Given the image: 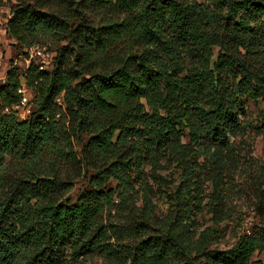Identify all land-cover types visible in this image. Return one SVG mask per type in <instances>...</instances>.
Instances as JSON below:
<instances>
[{
	"label": "trees",
	"instance_id": "1",
	"mask_svg": "<svg viewBox=\"0 0 264 264\" xmlns=\"http://www.w3.org/2000/svg\"><path fill=\"white\" fill-rule=\"evenodd\" d=\"M17 1L6 31L18 45L68 34L72 46L53 70L12 64L0 84L6 106L22 76L34 93L28 120L0 111V264H79L93 252L114 264H248L264 253V223L225 252L190 223L201 168L216 212L223 151L246 102L264 101V0ZM161 154L185 177L162 220L147 198L131 202L135 176ZM66 162L88 179L75 203Z\"/></svg>",
	"mask_w": 264,
	"mask_h": 264
},
{
	"label": "rangeland",
	"instance_id": "2",
	"mask_svg": "<svg viewBox=\"0 0 264 264\" xmlns=\"http://www.w3.org/2000/svg\"><path fill=\"white\" fill-rule=\"evenodd\" d=\"M34 2V0H27ZM19 3L17 0H2L0 9L5 19L12 17V11ZM87 20L98 23L102 17L99 14L87 15ZM78 24V22H75ZM68 35V34H67ZM58 35L49 37L36 45L46 51L53 70L58 50L64 46H72L69 36ZM26 48L18 45L9 34L0 32V77L12 64L22 72L26 67ZM42 60L35 59V62ZM88 140L83 138L84 143ZM188 142V139H184ZM82 146L75 144V152L81 157ZM225 171L222 176V203L216 210L210 203L213 186L209 180V165L201 168L199 191L193 192L198 196L195 206L190 213L191 230L197 239L201 233L210 234V250L225 252L231 250L238 240L247 234V230L264 223V101L246 102L245 117L236 137L231 139V148L224 150ZM160 167L155 169L149 164L143 167V175L135 176L131 202L141 209L146 198L149 206L162 220L170 209V197L175 194L185 180L184 173L168 154L159 155ZM82 163V162H81ZM201 163L203 161L201 160ZM83 165V163H82ZM60 176L69 183L66 199L75 203L78 195L88 188L86 172L73 163L61 165ZM113 186V184H109ZM202 200V207L197 204ZM79 264H114L98 252H93L80 259ZM248 264H264V253H255Z\"/></svg>",
	"mask_w": 264,
	"mask_h": 264
},
{
	"label": "built area",
	"instance_id": "3",
	"mask_svg": "<svg viewBox=\"0 0 264 264\" xmlns=\"http://www.w3.org/2000/svg\"><path fill=\"white\" fill-rule=\"evenodd\" d=\"M0 9V32L4 35L7 34L6 31V23L7 19L2 16ZM27 54L26 59V67L23 69L24 71L34 62L41 71H48L51 66V62L49 61V56L46 54V51L39 46H34L25 50ZM35 59L42 60L41 62H35ZM1 65V64H0ZM12 68V67H11ZM10 68V69H11ZM9 69V70H10ZM6 70L3 75L0 77V84H5L7 80L8 71ZM22 84L18 89L19 99L17 102L11 105H4L3 100L0 98V111L4 114H14L19 120L25 121L30 118V116L34 112V93L33 91L26 85L24 77H21ZM41 82L43 79L40 80ZM57 103L61 105V97L57 99ZM251 234V229L247 230V235Z\"/></svg>",
	"mask_w": 264,
	"mask_h": 264
}]
</instances>
